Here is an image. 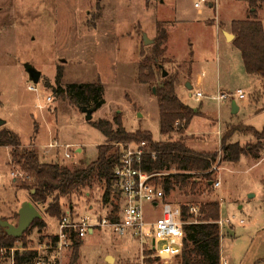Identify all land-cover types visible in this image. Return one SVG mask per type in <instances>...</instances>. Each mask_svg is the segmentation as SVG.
Masks as SVG:
<instances>
[{
	"label": "rangeland",
	"instance_id": "obj_1",
	"mask_svg": "<svg viewBox=\"0 0 264 264\" xmlns=\"http://www.w3.org/2000/svg\"><path fill=\"white\" fill-rule=\"evenodd\" d=\"M199 1L0 0V119L5 121L0 128L15 132L22 148L35 149L41 162H51L50 155L43 154L44 145L57 139L71 145L69 152L73 155L65 159L59 152L61 163L70 168L81 161L90 163L97 158L98 146L105 143V137L77 105L57 90L70 84L98 82L104 89V104L93 113L92 122L119 116L127 131H147L154 141H162L156 85L141 82L139 74L146 75L150 67L160 76L164 69L175 81L191 83L186 51L192 49L194 76L203 77L200 89L207 96L196 100L194 95H188L184 84L177 87L178 98L203 113L192 119L188 127L191 135L186 130L183 134L175 131L172 139H184L186 145L197 150L217 152L213 180H218L219 186L207 187L201 178L194 191L189 187L175 188L167 199L191 206L218 201L220 217L230 220L220 229L221 264H264V146L259 159L243 154L237 162H228L223 160L219 143L225 133H230V143L238 142L242 147L255 144L257 140L251 132L236 128L250 126L260 131L264 127V81L247 76L233 40L226 43L221 34V29L231 32L229 21L244 18L246 0H210V4L194 7ZM195 18L203 23L206 20L207 26L195 20L193 25L189 20ZM163 32L167 37L160 57L163 66L156 69L151 50ZM143 34L152 42L145 44ZM28 65L41 73L37 83L30 78ZM58 72L62 74L59 83ZM219 88L230 93L239 88L244 91L243 100L229 98L240 106L238 113L232 112L228 99L220 104L212 99ZM193 90L195 93L196 87ZM49 96L51 100L47 101ZM219 128L221 136H217ZM127 145L136 147L133 142ZM114 146L122 149L120 144ZM10 150L0 146V214L5 215L16 210L17 205L31 202L29 190L21 188L28 177L11 163ZM161 175H155L150 182L159 184ZM103 191L102 184H94L62 198V210L74 207L81 216H108L111 207L103 205ZM114 202L119 205V200ZM35 206L46 226L38 231L30 225L22 241L13 243L14 247L22 248L24 243L26 249L35 247L48 242L56 231L57 219L45 214L44 206ZM160 212V207L153 211L145 205L147 219H155ZM12 213L0 217L16 224L17 213ZM118 213L119 207L115 214ZM73 250L49 252L45 264H71ZM77 251L73 264H145L146 258L152 264L179 261V257L160 259L148 246L142 251L140 240L131 232L119 235L105 226H98L83 239ZM107 256L111 261L106 260ZM0 264L9 263L0 257Z\"/></svg>",
	"mask_w": 264,
	"mask_h": 264
},
{
	"label": "trees",
	"instance_id": "obj_2",
	"mask_svg": "<svg viewBox=\"0 0 264 264\" xmlns=\"http://www.w3.org/2000/svg\"><path fill=\"white\" fill-rule=\"evenodd\" d=\"M249 7L250 13L245 19L231 22V31L234 34L232 44L240 52L245 72L264 81V27L256 15L257 1L249 0ZM166 40V34L163 32L152 45L151 56L156 69L163 66L161 63L163 60L160 57L165 51ZM61 75V72L57 73V83L60 82ZM139 79L141 82H152L156 85L159 132L164 137L162 141H154L147 131H127L119 116H115L111 121L103 118L93 122L89 121L103 134L105 143L98 146L97 158L94 161L90 163L81 161L80 165L70 168L61 162H41L35 149L22 148L21 140L15 132L0 128V146L11 148V163L18 166L28 176V179L21 184V188L29 190L32 203L44 206L45 214L60 219L63 215L62 198L71 197L85 188H91L94 184H102L104 187L103 205L111 207L108 218L117 220L118 216L115 212L119 205L114 200H119L120 195L115 185L113 171L121 157V149L116 148L114 143L123 146L131 142L145 141L148 143V151L144 153L142 159V170L148 173L170 172L167 175L162 174V180L159 183L166 196L175 188L189 187L191 191H194L200 184L201 178L205 180L207 187H212L214 183L213 166L218 153L197 152L188 147L184 139H172L173 132L185 131L199 112L178 98L174 78L168 75L163 77L162 74L157 76L154 70L148 67V73L144 75L141 72ZM57 91L62 92L78 107L86 106L97 110L104 104V89L98 82L70 84L63 90L58 89ZM236 130L251 132L257 142L242 147L238 142H228L231 134L225 133L220 142L223 160L237 162L242 154L258 159L260 150L264 146V127L260 131L250 126L236 128ZM180 205L183 221L195 217L189 212L190 203ZM197 207L199 208L196 216L197 222L184 225V245L181 254L177 256L179 261L175 264H220L221 232L217 224L220 219V203L215 200L207 201L200 203ZM45 226V221L41 217L31 223V227L37 228L38 231ZM0 230V247H14V242L22 241L21 237L15 238L7 235L1 227ZM52 238L55 240L53 236L50 237ZM81 244L82 240L74 242L71 264L77 260V249ZM22 248L24 249L15 251L14 264H33L36 252L26 249L25 243ZM145 264H152V261L146 258Z\"/></svg>",
	"mask_w": 264,
	"mask_h": 264
},
{
	"label": "built area",
	"instance_id": "obj_3",
	"mask_svg": "<svg viewBox=\"0 0 264 264\" xmlns=\"http://www.w3.org/2000/svg\"><path fill=\"white\" fill-rule=\"evenodd\" d=\"M202 3L210 4V0H201V2H196L194 6L200 7ZM28 89L36 91L33 86H28ZM195 96L197 98L202 97L203 93L196 91ZM233 96H237L241 100L246 98L244 91L239 88L236 93L218 91L212 99L221 103ZM50 100L51 97H47V101ZM127 144L126 146L120 144L122 145L121 157L113 171L115 185L120 195L117 220H110L108 216L100 218L81 216L74 210V207H69L63 211L62 217L58 219L57 232L52 235L55 240L52 238L48 242L39 243L36 247L29 248L36 252L35 264H45L46 260L50 258L49 252L61 254L67 249H72L75 241L85 239L94 233L98 226L109 227L119 235L131 232L134 237L140 240L142 251L145 246H148L160 259L170 260L181 254L185 238L184 225L197 222L195 217L199 208L197 205L190 206L189 212L195 217L183 221L181 205L170 202L160 184L156 185L150 182L152 177L163 173H148L142 170V159L144 153L148 151V143L141 141L136 143L135 148H130ZM70 147L69 144L63 145L57 139H53L44 145L43 154L50 155L51 162H60L58 159L59 152H62L65 159L73 157L72 153L69 152ZM26 177L28 176L26 175ZM213 186L218 187L219 181H214ZM146 204L150 205L153 211L160 207L161 212L155 219H147ZM229 222V219L220 218L217 224L221 229L225 223ZM144 240H148L149 244L144 245ZM23 249L1 246L0 257L9 264H14L15 251ZM42 252H44V256L41 255Z\"/></svg>",
	"mask_w": 264,
	"mask_h": 264
},
{
	"label": "crops",
	"instance_id": "obj_4",
	"mask_svg": "<svg viewBox=\"0 0 264 264\" xmlns=\"http://www.w3.org/2000/svg\"><path fill=\"white\" fill-rule=\"evenodd\" d=\"M257 1V7H256V15H257V18L262 22V24H263V27H264V0H256ZM195 4V3H194ZM209 6V5H208ZM195 7V6H194ZM196 8H199V7H196ZM245 16H244V18H242V19H245L248 15H249V13H250V7H249V0H246V4H245ZM261 12V13H260ZM259 13V14H258ZM211 18V17H210ZM210 18H208V19H210ZM207 19V20H208ZM197 21V23L196 24H198V25H206L205 24V21H204V23L201 21V19H192V20H189L193 25H196L195 23H193V21ZM233 20H239V19H232L231 21H229V22H232ZM224 23V22H223ZM207 26V25H206ZM213 26V25H212ZM212 26H208V27H212ZM230 28H231V23H230ZM218 31H219V28H218ZM232 32V31H231ZM231 32H227V31H225L224 29H221V34H222V36H223V38H224V40H225V42L226 43H228V41H230V40H227L226 39V37H225V33H231ZM231 34H233V33H231ZM234 35V34H233ZM232 41V40H231ZM190 42V41H189ZM188 42V43H189ZM192 43V42H191ZM231 44V43H230ZM191 48H192V45H191ZM186 55L187 56H189V59L187 60V62H186V65H187V69L186 70H188L189 72H191V75H192V82L190 83L189 81H185V82H183V83H179V82H177V81H175L174 82V86H175V92L177 91V87L179 86V85H181V84H184L185 85V88L187 89V91H188V95L189 96H192V95H194L195 96V93H193V89H194V87H196V91H201V89H200V87L202 86V85H204V81L202 80V76L201 77H195L194 76V60H193V50L191 49H187V51H186ZM185 61V60H184ZM247 74V73H246ZM247 76H250V75H248L247 74ZM248 78H250V77H248ZM260 80V79H259ZM218 91H221V92H223V93H230V92H224L223 91V89L222 88H219V90ZM202 92V91H201ZM203 93V92H202ZM176 94H177V92H176ZM178 96V95H177ZM207 95H206V93H203V96L202 97H199V98H197L196 96H195V98H196V100H199V99H202V98H204V97H206ZM232 98V97H231ZM229 101H230V99H228ZM227 101V100H226ZM222 103V102H221ZM236 103V102H235ZM218 104H220V103H218ZM230 107H231V110H233V109H236V110H234L235 112L234 113H238L239 111H240V106H238L237 105V103H236V105H234L233 106V100H231L230 101ZM198 112H199V114L198 115H196V116H199V115H201L203 112L200 110V108H198V109H196ZM192 121V120H191ZM191 123V122H190ZM190 123H189V125H190ZM189 125L187 126V128H186V133L187 134H189V135H191L189 132H188V127H189ZM221 136V128H219L218 129V131H217V136ZM221 139V138H220ZM184 142H185V140H184ZM221 142V140H219V143ZM186 144V143H185ZM188 146V145H187ZM189 147V146H188ZM191 148V147H190ZM191 149H193L194 151H197V152H209V151H202V150H197V148H194V147H192ZM77 151L78 152H81L82 151V148H79V149H77ZM243 155V154H242ZM245 155H247V156H249L248 154H245ZM260 158V157H259ZM258 158V159H259ZM32 203V202H31ZM33 204V203H32ZM34 205V204H33ZM35 206V205H34ZM19 207H20V204L19 205H17V207H16V210H14V211H8V214L7 215H5L4 213L3 214H0V215H2V216H9L10 214H11V212H13V213H18V209H19ZM36 207V206H35ZM13 213H12V215H13ZM221 218V217H220ZM57 219V218H56ZM57 223H58V219H57ZM57 232V228H56V231H53L50 235L52 236V235H54L55 233ZM36 247V246H35ZM31 248H33V247H31ZM220 256H221V254H220ZM221 259L222 258H220V264H221Z\"/></svg>",
	"mask_w": 264,
	"mask_h": 264
},
{
	"label": "water",
	"instance_id": "obj_5",
	"mask_svg": "<svg viewBox=\"0 0 264 264\" xmlns=\"http://www.w3.org/2000/svg\"><path fill=\"white\" fill-rule=\"evenodd\" d=\"M225 37L227 40H233L234 35L231 33H225ZM143 42L145 44L151 43L152 40L148 39V37L143 34ZM162 67V66H161ZM27 72L34 83H37L40 80L41 73L36 70L32 66H26ZM167 72L162 69V76L166 77ZM155 89L153 88V91ZM236 105L235 101H233V106ZM85 114L86 120L91 121L93 113L96 111L94 108H88L86 106L79 107ZM236 109H233L232 112L234 113ZM5 124L3 119H0V127ZM18 219L16 224H12L9 221L0 217V227L4 229L7 235L13 236L15 238H20L26 230L29 228L31 223L36 219L40 218L41 215L38 212L37 208L29 201L24 202L18 210L17 213ZM111 257L107 256L106 260L111 261Z\"/></svg>",
	"mask_w": 264,
	"mask_h": 264
}]
</instances>
